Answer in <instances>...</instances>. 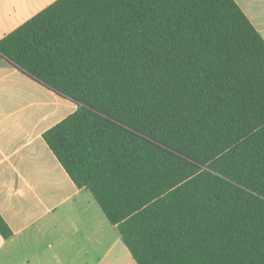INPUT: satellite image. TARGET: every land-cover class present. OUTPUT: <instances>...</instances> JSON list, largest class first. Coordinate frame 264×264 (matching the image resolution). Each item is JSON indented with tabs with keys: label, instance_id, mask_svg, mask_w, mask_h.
<instances>
[{
	"label": "trees",
	"instance_id": "trees-1",
	"mask_svg": "<svg viewBox=\"0 0 264 264\" xmlns=\"http://www.w3.org/2000/svg\"><path fill=\"white\" fill-rule=\"evenodd\" d=\"M0 54L80 104L44 138L137 264H264V37L236 0H56Z\"/></svg>",
	"mask_w": 264,
	"mask_h": 264
},
{
	"label": "crops",
	"instance_id": "crops-1",
	"mask_svg": "<svg viewBox=\"0 0 264 264\" xmlns=\"http://www.w3.org/2000/svg\"><path fill=\"white\" fill-rule=\"evenodd\" d=\"M55 1L0 0V40ZM236 1L264 37V0ZM79 106L0 54V264H137L44 138Z\"/></svg>",
	"mask_w": 264,
	"mask_h": 264
}]
</instances>
